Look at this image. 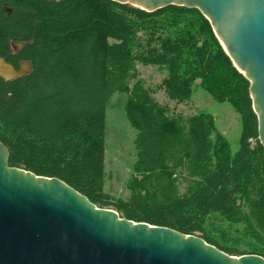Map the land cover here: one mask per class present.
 Returning a JSON list of instances; mask_svg holds the SVG:
<instances>
[{
	"label": "trees",
	"instance_id": "1",
	"mask_svg": "<svg viewBox=\"0 0 264 264\" xmlns=\"http://www.w3.org/2000/svg\"><path fill=\"white\" fill-rule=\"evenodd\" d=\"M0 58L31 64L26 76L0 78V142L10 167L57 178L120 217L264 259V148L250 84L197 9L0 0ZM138 66L164 74L170 102H189L198 87L228 103L240 120L238 149L211 114H169L139 83L130 90ZM124 93L136 133L126 199L104 190L106 107Z\"/></svg>",
	"mask_w": 264,
	"mask_h": 264
},
{
	"label": "water",
	"instance_id": "2",
	"mask_svg": "<svg viewBox=\"0 0 264 264\" xmlns=\"http://www.w3.org/2000/svg\"><path fill=\"white\" fill-rule=\"evenodd\" d=\"M111 1L146 12L170 5L197 9L249 81L264 148V0ZM30 71L29 62L15 68L0 58L4 81ZM8 157L0 142V264H264L257 255L229 256L198 235L120 217L57 178L10 167Z\"/></svg>",
	"mask_w": 264,
	"mask_h": 264
},
{
	"label": "rangeland",
	"instance_id": "3",
	"mask_svg": "<svg viewBox=\"0 0 264 264\" xmlns=\"http://www.w3.org/2000/svg\"><path fill=\"white\" fill-rule=\"evenodd\" d=\"M138 76L134 83L147 91L169 114L185 116L209 113L214 118L217 129L227 138L234 153L239 146L240 120L238 114L228 103H217L212 97L196 88L189 102L180 104L170 102L164 94V74L157 68L138 66ZM129 94H114L106 107L105 118V184L106 193L126 199V182L131 175L135 160L134 140L136 133L129 125L125 105ZM110 209V208H108Z\"/></svg>",
	"mask_w": 264,
	"mask_h": 264
},
{
	"label": "flooded vegetation",
	"instance_id": "4",
	"mask_svg": "<svg viewBox=\"0 0 264 264\" xmlns=\"http://www.w3.org/2000/svg\"><path fill=\"white\" fill-rule=\"evenodd\" d=\"M19 50V49H18ZM17 51V50H16Z\"/></svg>",
	"mask_w": 264,
	"mask_h": 264
}]
</instances>
